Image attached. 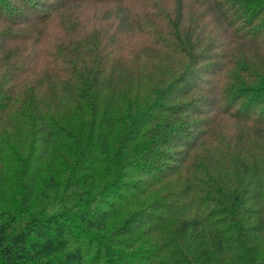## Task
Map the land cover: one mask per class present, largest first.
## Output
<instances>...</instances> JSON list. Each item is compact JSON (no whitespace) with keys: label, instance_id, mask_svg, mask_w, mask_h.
<instances>
[{"label":"trees","instance_id":"obj_1","mask_svg":"<svg viewBox=\"0 0 264 264\" xmlns=\"http://www.w3.org/2000/svg\"><path fill=\"white\" fill-rule=\"evenodd\" d=\"M0 264H264V0H0Z\"/></svg>","mask_w":264,"mask_h":264},{"label":"rangeland","instance_id":"obj_2","mask_svg":"<svg viewBox=\"0 0 264 264\" xmlns=\"http://www.w3.org/2000/svg\"><path fill=\"white\" fill-rule=\"evenodd\" d=\"M50 36H51V32H47V37H50Z\"/></svg>","mask_w":264,"mask_h":264}]
</instances>
